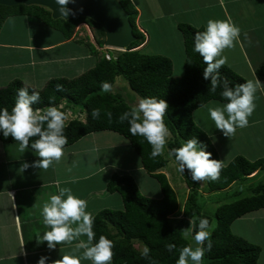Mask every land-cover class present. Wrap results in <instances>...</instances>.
<instances>
[{"label": "trees", "instance_id": "trees-1", "mask_svg": "<svg viewBox=\"0 0 264 264\" xmlns=\"http://www.w3.org/2000/svg\"><path fill=\"white\" fill-rule=\"evenodd\" d=\"M132 25L135 40L130 43L125 51L115 54L107 60L104 54L97 55L94 46L84 40L70 41L74 28L79 23L92 27L96 34L98 46L104 44V33L99 23L86 17L53 19L48 9L37 5L14 6L0 5V31L3 23L10 17L25 16L33 22L46 26V38L57 36L53 42L56 46H86L93 56L95 64L84 73L72 78H51L41 89L25 86L19 79H13L5 87H0V107L11 111L14 106L17 91L21 87L40 92L41 100L34 108L44 109L51 104L61 106L62 111H67L70 105H81L85 111V121L72 116L67 118L65 134L70 147L85 135L90 133L109 131L122 136L131 148L137 153L143 169L154 178L160 187L161 197L149 198L142 195L130 174H111L106 190L120 196L122 209L104 208L95 216V239L101 235L114 241L112 264H176L180 249L187 246L189 239L183 236V229L189 227L190 219L196 220L198 225L201 217L207 218L211 225V249L205 252L202 264H256L261 253V247L247 239L234 234L231 224L252 211L264 208V182L247 186L250 193L238 200L223 203L217 206L214 214L203 213L202 192L216 193L228 191L237 181L251 179L249 175L264 170V158L250 161L242 156L234 157L222 168L220 177L210 181L202 189L199 182H193L189 172L185 169L181 178L186 185L187 193L182 206V216L179 213L177 195L164 173L168 160L162 155L153 158L151 145L142 136H132L127 121H121L120 116L131 107L119 94L103 92L101 83L107 81L112 84L117 78L127 82L130 90L139 98L154 96L165 99L169 105L164 122L171 132L165 146V152L179 148L185 141L198 138L208 145V151L213 158L219 159L217 151L208 135L196 124L193 113L209 101L226 103L221 96L222 88L211 91L210 80L203 78L206 64L203 58L194 50V34L205 30L203 26L179 22L177 30L182 35L184 49L183 73L174 76V62L171 56L144 53L141 48L145 41L144 34L138 29L136 19L137 8L131 0H118ZM41 32V29H40ZM31 36V35H30ZM36 37V36H35ZM67 41V42H66ZM66 42L64 44H61ZM264 52V35H263ZM73 50V49H71ZM119 52V51H117ZM88 54V55H89ZM231 85L246 81L228 65L219 70ZM256 78L264 83V57L262 63L254 70ZM63 86V91H57V85ZM66 103V104H63ZM93 109H99L98 118L91 115ZM67 114V113H66ZM37 137L30 139V143ZM4 142H17L11 136L4 138ZM175 161L174 156H170ZM176 163V161H175ZM235 192V191H234ZM214 221V222H213ZM112 228V229H111ZM143 248L147 245L150 249V258L141 256ZM205 242V246L207 245ZM175 244L172 252L168 245Z\"/></svg>", "mask_w": 264, "mask_h": 264}, {"label": "clouds", "instance_id": "clouds-1", "mask_svg": "<svg viewBox=\"0 0 264 264\" xmlns=\"http://www.w3.org/2000/svg\"><path fill=\"white\" fill-rule=\"evenodd\" d=\"M69 2L70 0H55L60 6L58 12L62 17H67L71 11L64 7ZM240 33V27L228 17L223 20L209 19L206 29L194 34V50L206 64L203 78L210 80L212 92L218 87L222 88L221 96L226 101L210 102L213 106H207V111L215 128L227 138L234 135L238 128L249 125V117L256 108V94L264 88V83L258 78L233 86L219 71L228 60L227 56L223 55L224 50L235 46ZM113 49L103 46L102 53L107 60L112 57V52L108 50ZM100 87L103 92L112 91V84L107 81L102 82ZM57 91H63V86L58 84ZM40 100L39 91L21 87L17 91L11 111L6 107H0V135L4 138L11 136L19 142V150L22 153L30 148L39 157L31 164L22 163L20 168L22 171L29 167L47 170L54 162L61 160L68 144V137L65 134L66 121L72 114L68 109L66 112L62 111L61 106L51 103L44 109L34 108ZM168 108L165 99L154 96L141 97L138 104L120 116L121 121L128 122L132 136H142L151 145L153 158L163 154L171 136L164 122ZM91 115L98 118L100 110L93 109ZM209 136L212 143H215L216 137L213 134ZM33 137L37 139L30 143ZM207 149L208 145L195 137L185 141L179 148L170 149L168 155L174 156L178 172L184 174L185 169L188 170L193 182L206 179L214 181L219 179L225 163L221 159L213 158L212 152ZM56 183L59 185L60 181ZM87 208V200L74 194L69 187L59 188L58 193L51 195L48 202L43 204V223L50 230L38 236L37 243L47 242V248L54 250L61 243L79 241L75 245V250L62 255L58 260L51 261V264H81L82 260H90L92 264H112L114 241L105 235H101L98 240L95 239V216ZM189 225L183 229V236L185 239L191 238L194 243L180 249L176 264H202L205 252L212 247V230L207 218L201 217L198 225L196 220L191 218ZM81 237H86V240ZM206 241L208 243L205 246ZM167 247L168 251L172 252L175 244H169ZM80 249H83L82 253L79 252ZM141 256L150 258V249L147 245L144 246ZM48 262L49 257L42 255L37 264Z\"/></svg>", "mask_w": 264, "mask_h": 264}, {"label": "crops", "instance_id": "crops-1", "mask_svg": "<svg viewBox=\"0 0 264 264\" xmlns=\"http://www.w3.org/2000/svg\"><path fill=\"white\" fill-rule=\"evenodd\" d=\"M131 1L138 11L136 19L137 27L145 36L144 44L141 46L143 49L150 43L151 33H163V31H157L158 29L154 23H161V19L164 18H177L180 17V14L188 16L190 12H205L206 19L208 20L217 18L219 15L224 19L226 16L227 18L231 17V14L233 16L234 14L238 16L240 13H245L247 11L250 13L253 11L255 14V9H253V7L257 5V3L261 4L264 12V0H148V6L146 0L145 2L137 0ZM243 1L248 2L249 10L241 11V6L238 2ZM164 6L168 7L165 13L160 14L152 11ZM227 6L230 11L227 10ZM145 17L154 20L150 26L144 25L142 19ZM175 18L168 28L175 29L176 32H179L176 26L180 22V18ZM261 20H264V16ZM185 21L196 27L203 26L206 29V23L201 19L196 18V23L189 21V19ZM261 26V30H263L262 35H264V23ZM163 27L164 24L163 26H159V28ZM248 31L252 34L257 31V28L254 30L251 28L247 29V27L241 28L239 40L233 47L237 50V55L239 56L238 60L235 59L233 55H228L226 65L235 72L237 71V73L246 80H255L256 76L254 70L262 63L264 55L258 61L257 58L253 57L255 54L249 53L250 45H245L240 38L245 35L249 36ZM165 34L166 41H168L167 32ZM43 37L44 36L35 37L36 39L33 40V37L29 36L28 41L22 43V45L8 44L4 41H0V49L9 50L14 46L18 47L16 49L20 53V56L23 54V50H25L30 56V63L32 66L29 72H37L39 71L37 70V66L49 64L50 61V58L47 56L49 50H41L43 48L50 49L54 46V43L43 45L35 44L37 42L40 43L42 40L39 41V39ZM177 39H179L178 35ZM181 41L183 42L182 37ZM35 49L37 52H41L38 60H35L37 56L34 55ZM87 56L88 55H86V58ZM73 57L74 56L67 53L64 56L60 55L57 61L65 65L66 62ZM79 59L80 57L77 61H79ZM256 60L257 63L255 62ZM13 64V59L5 58V68L8 67L11 70ZM71 67L72 65L69 64L66 68L70 71ZM240 67H244L245 69L241 68V70H239ZM28 82L25 83L29 84V87H32L33 81L28 80ZM26 84L24 85L26 86ZM44 84L45 83H42V86H44ZM256 95L257 99L255 103L259 100V96L262 97L264 102V88L259 90ZM208 103L203 105L205 106L203 107L204 114L196 116V114L194 115L195 110L193 117L196 124L208 135L210 140L209 134H213L216 137V142L212 144L217 151L219 159L227 164L236 156H242L250 161L264 158V116H262L261 113L255 117L251 116L247 127L238 128L234 135L227 138L223 136L220 130L215 128V124L207 111V106L213 105H209ZM258 110L259 108L256 107L253 113ZM110 135L111 133L108 131H100L85 135L70 147L65 148L61 160L59 162H54L47 170L29 167L27 170L22 171L20 169L22 163L28 162L31 164L33 161L39 159V157L36 156L30 148L22 153L19 150V142H4L0 140V264H37L38 259L42 255L48 256V264H51V261L58 260L62 255L75 250V245L79 242L78 240H74L71 243H61L57 245L54 250H49L47 248V242L38 244L36 239L38 236H42L44 232L50 230L49 227L43 223L42 206L44 203L48 202L51 195L57 194L61 187H69L74 194L86 199L88 202L87 210L92 212L93 215L104 208L122 209L121 207H123V205L120 196L109 193L106 190V184L111 174L117 172L120 167L117 166V161L107 162L106 165H100L99 168L94 170V166L95 168L98 167V161L95 158H97L99 149H101V151L109 150L106 144L110 143V141H107ZM113 135L117 136L115 133H113ZM100 142H103V145ZM127 144L129 145L128 142ZM239 149H242V151ZM111 150H113L112 147ZM113 153L116 152L113 150ZM114 157H116V154ZM138 162L139 165L132 163L133 167H130L129 170L126 171H129V174H131V171L134 169H137L139 172L143 171L142 162H140V160ZM260 174L261 170H258L256 173L254 172L251 174L252 177L250 176V180L257 179ZM99 175L102 176L103 182H100V185L97 186L93 180L99 179ZM56 181H60V184L57 185ZM93 185L95 186L93 187ZM231 188L232 186L230 189ZM230 189H228V191ZM237 222H239V236L260 247H264V208L252 211L234 220L231 224L233 233V226ZM249 232H251V234H249ZM81 239L86 240V237H81ZM79 252L82 253L83 249H80ZM81 264H92V262L90 260H82Z\"/></svg>", "mask_w": 264, "mask_h": 264}, {"label": "rangeland", "instance_id": "rangeland-1", "mask_svg": "<svg viewBox=\"0 0 264 264\" xmlns=\"http://www.w3.org/2000/svg\"><path fill=\"white\" fill-rule=\"evenodd\" d=\"M137 1H143L145 0H137ZM149 1L146 0V4L148 6ZM240 3L241 6V11H247L248 9V2L243 1V2H238ZM255 9V14L252 11L250 13L249 11L245 13H240V15L234 14V16L231 14V19L241 28H246L247 29H256L254 33H249V36H241V41L245 45H250L249 46V53L255 54L253 57L257 58L258 61L262 56L264 55L263 52V35L261 30L263 25V21L261 20L262 17L264 16V12L262 10L261 4L255 5L253 7ZM168 10L167 6L164 7H159L157 9L152 10L153 12H158L160 14L165 13V11ZM227 10L230 11V9L227 6ZM179 16V15H178ZM167 18V17H166ZM175 17H168V19H161V23H154L156 28L158 29L157 31H163V33H151L150 37V43L142 50L144 53H150V54H159V55H169L171 56L173 62H174V67H173V74L174 76H180L183 73V60H184V47L182 41H181V33L176 32L175 29H170L168 28L171 26L172 20H174ZM180 18V22L187 23L185 20L189 19V21H193L196 23V18L201 19L203 22L206 23L208 19H206V13L201 12V13H188V16H183L180 14V17H177L175 19ZM186 18V19H184ZM227 16L224 18L226 19ZM212 19H219L223 20V17L219 15L217 18H212ZM143 23L144 25L146 24L147 26H150L151 23H153L154 20H150L148 18H143ZM261 20V22H260ZM170 21V22H168ZM163 28H159V26H163ZM189 24V23H188ZM153 25V24H152ZM167 27V28H166ZM41 29V32H40ZM260 31V32H259ZM46 26L36 22H33V19L25 17V16H19V17H10L2 25L1 31H0V41H4L5 43L8 44H18L22 45V43H25L28 41L29 36L33 37V40H35L37 37L40 35H48L46 33ZM167 32V38L169 39L166 41V33ZM258 32V33H257ZM177 35L179 39H177ZM36 36V38H35ZM57 36L51 37V38H46L44 36L43 38L39 39L42 40L35 44L43 45L46 44V42H53L57 38ZM245 37V38H244ZM79 40H84L90 42L94 48L96 49L97 55H101L103 52V46H98L96 43V34L93 30L92 27L88 26L85 23H79L75 26L73 34L71 36L70 41L76 42ZM32 43V42H31ZM236 45V44H235ZM18 47H13L11 49H0V87H5L7 84H9L13 79L18 78L23 84H26L25 82H28V80L33 81L32 87L35 89H41L42 83H46L49 81L51 78L54 77H76L80 75L81 73H84L88 68L92 67L95 64L93 56H91L88 52V49L86 46H75L74 48L71 46H53L49 49L48 57L50 58L49 64H44L41 66H37V72H29V69L32 68L31 63H30V56L27 54L25 50H23V54L20 56V53L17 51ZM73 49V50H71ZM47 50L43 48L41 51ZM109 52H114L115 54L120 53L121 51L117 52L116 50H108ZM40 53L37 52V50H34V55H37L35 60H38L40 58ZM70 54L71 56H74L73 58L69 59L66 64H61V62L57 61L58 57L60 55L64 56L66 54ZM89 54V55H88ZM86 55L87 58H86ZM223 55H233L235 59L238 60V55H237V50L236 48H231V49H225ZM10 56V57H9ZM80 57L79 61L78 58ZM5 58H10L13 59V66L11 67V70L7 67L5 68ZM257 63V60L255 61ZM231 63V62H230ZM69 64L72 65L71 70L69 71L68 68H66ZM232 64V63H231ZM246 67V66H245ZM240 67L239 70H241ZM248 68V67H246ZM27 69V71H26ZM245 69V68H244ZM69 71V72H68ZM237 72V71H236ZM27 77V79H26ZM29 83V82H28ZM29 84H26L28 86ZM112 93L119 94L122 99L128 103L130 106H135L139 102V97L134 94L130 88L127 85V82L122 79V78H117L115 80L114 85L112 86ZM210 102V101H209ZM208 103V102H207ZM205 103V104H207ZM66 104V103H65ZM204 104V105H205ZM211 105L210 103H208ZM264 102L261 96H259V100L256 103V107L259 108L258 111L252 114V116H257L261 115L264 116ZM68 111L72 114V116L77 117L80 120L85 121V115L86 111L81 105H70L68 107ZM200 116L203 113V107H200L199 109H196L194 115ZM251 118V117H249ZM109 132V131H108ZM111 135L110 137L113 138H108L107 141H110V143H107L106 146H108L107 151H99L97 152V158H95L98 161V167L100 165H106L107 162H115L118 164L117 166H120L117 170V173L119 174H129L130 167H133V164L139 165L138 161L140 160L137 153L127 144V140H125L122 136H114L112 132H110ZM117 137V138H116ZM103 145V142H100ZM116 153H113V150ZM246 147V146H243ZM242 151V149H239ZM116 154V157L114 155ZM163 156L168 160V163L166 167L164 168V173L166 174L169 183L173 187L178 201H179V213L176 216L177 218H180L182 216V206L183 202L186 197L187 193V188L185 183L183 182L181 178L180 172L177 171L178 165L173 161V159L164 151ZM94 163V162H93ZM130 163V164H128ZM133 163V164H132ZM94 164H97L96 162ZM133 176V179L135 180V183L138 187L139 192L149 198H159L161 197V191L158 182L152 178V176H149L146 171H141L139 172L137 169H134L131 171V174ZM251 176V175H249ZM99 179L93 180L98 185H100V182L102 183V176L99 175ZM263 183L264 182V170H261V174L257 179L255 180H242V181H237L232 185V188L227 191H218L216 193H206L202 192V203H203V213L212 215L215 212V209L217 208L218 205L223 204V203H228L233 200H238L244 196H248L250 193L246 190L247 186H253L256 185L257 183ZM202 189H204L206 185V180L199 182ZM95 185H93L94 187ZM235 191V192H234ZM97 192V191H94ZM118 196V195H117ZM122 208V207H121ZM214 222V221H213ZM239 222L234 224V234L239 236ZM112 229V228H111ZM251 234V232H249ZM189 243L193 244L194 242L189 238ZM137 249L143 250V247L139 245L138 243L135 245ZM261 253L258 258L257 263L258 264H264V247H261Z\"/></svg>", "mask_w": 264, "mask_h": 264}, {"label": "water", "instance_id": "water-1", "mask_svg": "<svg viewBox=\"0 0 264 264\" xmlns=\"http://www.w3.org/2000/svg\"><path fill=\"white\" fill-rule=\"evenodd\" d=\"M17 4L46 8L53 19L89 18L100 24L104 33V46L109 48L125 51L135 40L128 15L118 0H70L64 6L71 10L67 17H62L58 12L60 6L55 0H0V5L4 6Z\"/></svg>", "mask_w": 264, "mask_h": 264}, {"label": "bare ground", "instance_id": "bare-ground-1", "mask_svg": "<svg viewBox=\"0 0 264 264\" xmlns=\"http://www.w3.org/2000/svg\"><path fill=\"white\" fill-rule=\"evenodd\" d=\"M113 50H116V51H121L120 49H116V48H115V49H113Z\"/></svg>", "mask_w": 264, "mask_h": 264}, {"label": "built area", "instance_id": "built-area-1", "mask_svg": "<svg viewBox=\"0 0 264 264\" xmlns=\"http://www.w3.org/2000/svg\"><path fill=\"white\" fill-rule=\"evenodd\" d=\"M107 58H109V56H107Z\"/></svg>", "mask_w": 264, "mask_h": 264}]
</instances>
